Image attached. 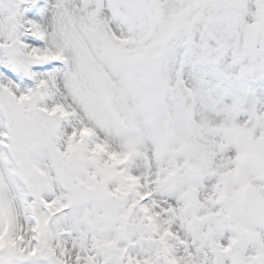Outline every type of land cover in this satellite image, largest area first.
<instances>
[{
	"label": "snow or ice",
	"instance_id": "obj_1",
	"mask_svg": "<svg viewBox=\"0 0 264 264\" xmlns=\"http://www.w3.org/2000/svg\"><path fill=\"white\" fill-rule=\"evenodd\" d=\"M0 264H264V0H0Z\"/></svg>",
	"mask_w": 264,
	"mask_h": 264
}]
</instances>
